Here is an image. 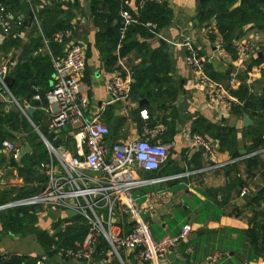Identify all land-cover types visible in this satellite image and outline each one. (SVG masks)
Segmentation results:
<instances>
[{
  "label": "crops",
  "instance_id": "0c3cea01",
  "mask_svg": "<svg viewBox=\"0 0 264 264\" xmlns=\"http://www.w3.org/2000/svg\"><path fill=\"white\" fill-rule=\"evenodd\" d=\"M157 1L169 9V24L151 31L152 36L135 34L133 38L142 48L134 47L121 54V43L113 45L99 40V35L106 38L105 34L113 31L118 19L108 23L92 14L94 7L97 12L111 14L116 6L113 0H19L8 4L0 0L9 14V26L11 18L16 25L15 33L9 37L17 39L5 46L1 44L9 37L0 43V65H8L7 76L13 79L11 87L17 79L24 87H16L12 92L9 88L10 95L0 93V138L12 140L19 150V158L14 160L0 143V206H3L0 208V259L6 257L9 264L36 261L45 264H264V196L256 199L264 186V148L257 151L250 148L251 133L264 131V109L258 110L260 115H251L233 110L243 104L227 106L224 100H213L195 87L198 73L185 61L188 48H193L205 59L204 73L209 79L242 101L235 92L243 84L247 96L258 100L264 97V73L253 76L249 84L244 82L242 73L264 63V30L253 24L242 28L243 33L232 39V48L239 40L258 44L255 54L238 65L234 52L225 48L214 17L207 22L198 20L202 0ZM118 4L115 13L119 21L122 9L141 7L137 0H119ZM30 13L33 19L29 23ZM64 20L71 24L69 40L79 43L86 51L80 76L81 93L89 100L87 116L103 122L109 129L103 139L106 156L111 155L114 145L137 138L168 148L166 160L157 169L143 170L136 164L131 167L134 179L145 180L131 192L152 238L177 235L183 225L190 226L188 234L156 263L143 261L128 249H118L115 253L100 235L91 241L87 256L70 255L67 250L83 244L88 228L83 233L84 227H81L77 233L82 234L73 241L72 247H64L65 229L74 224L89 227L87 222L73 221L76 214L58 205L13 204L40 193L45 186L46 178L40 168V163L48 159L44 140L78 154L68 127L49 129L50 104L45 97L36 104L34 94L25 90L44 91L52 84L53 70L45 79L47 71L40 58L51 60V56L60 55L65 44L59 46L49 41L48 45H42L39 36L42 40L46 38L44 34L53 37L59 32L54 28L55 23ZM25 43L28 51L19 59ZM144 65L146 75L135 87V74ZM21 69L28 71L24 80L17 77ZM235 70L240 73L238 81L229 88L226 80ZM163 77L168 81L157 80ZM111 81L125 83L126 94L112 99L108 89ZM19 106L33 108L31 116L24 115ZM142 110L146 117L141 114ZM16 113L17 119L13 117ZM244 116L249 118L247 124ZM220 128L230 130L226 148H221L215 138ZM192 133L214 143V157L190 145ZM25 145L27 148L21 153ZM255 153H259L258 163L249 171L246 159ZM242 189H245L244 195H240ZM113 211V223L126 234L132 226V217L118 206ZM99 215L104 221L105 211L100 210ZM212 255L217 258L209 262L207 258Z\"/></svg>",
  "mask_w": 264,
  "mask_h": 264
},
{
  "label": "built area",
  "instance_id": "2783aa9c",
  "mask_svg": "<svg viewBox=\"0 0 264 264\" xmlns=\"http://www.w3.org/2000/svg\"><path fill=\"white\" fill-rule=\"evenodd\" d=\"M147 1L138 0V6L144 5ZM119 14L118 30L121 35H124L128 27L138 22V18L126 8ZM8 15L5 6L0 2V43L10 36ZM143 24L149 29L155 28V24L150 21ZM69 37V30H61L51 39L55 43L65 44V49L60 55L51 56L53 81L45 91L44 97L50 104L49 129L59 130L68 127L78 154L72 153L65 147L53 146L44 140L48 159L40 163V168L46 178L45 186L40 193L20 199L13 204H52L81 215L89 225L88 232L79 248L67 250L70 255L87 256L90 253L91 241L95 236L100 235L115 253L118 249H128L135 251L141 260L156 263L188 234L190 226L185 224L177 235H166L159 240H154L149 227L141 218L140 206L131 192L145 180L134 179L131 175V167L136 164L143 170L157 169L166 160L168 148L164 144L153 143L146 138H137L127 143L114 145L111 155L106 156L103 139L109 129L103 122L87 116L89 100L81 93L80 76L85 66L86 51L79 43L70 41ZM49 41L43 38L45 45H48ZM185 41L187 42L188 39ZM233 45L234 59L238 65H241L247 56L255 54L258 47L257 42L252 40H239ZM185 61L198 73V77L194 79V85L198 90L213 100H224L227 106L244 103V100L231 96L222 86L205 75V59L193 48H188ZM8 69L7 64L0 65V93L10 95L5 81ZM237 70L233 71L226 80L229 88L238 81L237 76L240 73ZM261 73H264V63L246 69L242 76H244V82L249 84L253 76ZM108 89L112 99L120 98L127 92L125 83L120 81L108 82ZM33 97L38 101L41 95L35 93ZM19 110L26 115L22 107L19 106ZM141 114L144 117L147 116L145 110H142ZM189 142L193 148L203 149L210 157L216 154L214 143L198 133H192L189 136ZM1 147L10 152L14 160L19 158V150L12 140L3 139ZM85 170L100 174H89ZM244 194L245 189H242L240 195ZM117 206L133 219L132 226L126 234H122L119 227L112 221L113 209ZM2 207L1 205L0 208ZM100 210L106 213L104 221L100 219ZM216 258V255H212L207 259L209 262H214ZM0 264H9L6 257L0 259ZM34 264L45 263L36 261Z\"/></svg>",
  "mask_w": 264,
  "mask_h": 264
},
{
  "label": "trees",
  "instance_id": "16d2710c",
  "mask_svg": "<svg viewBox=\"0 0 264 264\" xmlns=\"http://www.w3.org/2000/svg\"><path fill=\"white\" fill-rule=\"evenodd\" d=\"M4 4H8L12 1H15L18 3L19 0H2ZM114 3H116L115 8H113V12L111 14H103L102 12H97V8L92 9V14L95 18L98 19H104L108 23L111 22L113 19H118L116 26L114 27L113 31L111 33H106V38L104 36L99 35V40H106L107 42H110L113 45H116L117 43H121L120 47V53L124 54L125 52L131 50L134 47H137L138 49L142 48V44H140L136 39L133 38L135 34H138L140 36L146 37V36H152V32L158 31L161 27L168 25L170 22V11L166 8V4L157 0H148L143 6L138 7L137 9H131V13H133L137 18L138 22L133 24L132 26L128 27V29L125 31L124 35H121L119 33L118 27H119V17L116 15L115 11H117V8L119 7V0H113ZM138 1V0H137ZM198 20L200 22L203 21H209L212 17H214V20L216 22V28L218 32L221 34L224 46L225 48L233 53V48L231 47V41L235 37H238L240 34L243 33V26L252 22L255 27L264 30V0H202L201 6L198 12ZM150 21L155 24L154 29H149L148 27L144 26V22ZM54 28L56 31L61 30H68L71 29V24L67 21H58L55 23ZM152 31V32H151ZM38 36L39 33L37 32ZM44 34V33H43ZM40 37V43L43 45L42 37ZM44 37L52 39V36H48L44 34ZM103 37V38H102ZM15 37H9V39L5 40L1 46L9 45L10 43H15L17 39H14ZM38 42V44H39ZM73 43H76L75 41H72ZM50 43L59 45L58 43L53 42L50 40ZM61 46V44L59 45ZM158 52H153L154 55H156ZM160 56H162L161 50H159ZM165 57V55H163ZM165 59V58H164ZM40 60L42 61L43 67L47 71L45 74L48 76L49 72H52L53 67L51 60L47 57H41ZM262 58L260 59V61ZM257 61H259V58H257ZM263 61V60H262ZM153 62H151V65L149 66L152 68ZM169 67L167 66L166 69ZM144 70V72H142ZM17 77L20 80H24L28 77V71L26 69L19 70ZM146 75V67H142L136 74L135 77L137 78V83L135 84V87L139 85L138 81L141 77ZM157 80H162L164 83L168 80L163 77V79L158 78ZM24 88L21 84V81L15 82V84L10 87V90L12 92V89L14 88ZM48 89V88H47ZM46 89V90H47ZM28 92H32V94L39 93L44 98V91L38 92V90H28L25 89ZM239 98L244 99L243 106L238 108L235 107L233 110L236 112H243V113H249L251 115H260V112L258 110L264 109V97H258V100H252L249 96H247V88L242 84L239 86V89L235 92ZM39 102L37 101L36 104ZM17 114H14L13 116L15 119H17ZM26 126L29 124L27 122L22 121ZM229 131H225L224 129L220 128L217 129V132L215 134V138L219 140L220 147L226 148L229 146L230 139H229ZM0 138V143H1ZM251 151H257L261 148H264V131H256L254 130L253 133H251ZM258 154L255 153L254 155L249 156L247 161V167L250 171V167L252 165H255L258 163ZM238 155L237 152H235V156ZM257 198H262L264 196V186L261 187V189L256 194ZM28 197V196H27ZM11 220V219H9ZM73 221L75 222H85L86 220L79 214H76L73 217ZM81 227H84L83 233H85V228L87 229L88 226L86 225H69L63 235V244L64 247H72L73 241L78 239L79 236L82 233H77L79 230L81 231ZM84 235V234H83ZM45 238L47 236H44ZM264 243V239L262 240ZM10 263V262H9Z\"/></svg>",
  "mask_w": 264,
  "mask_h": 264
},
{
  "label": "water",
  "instance_id": "95a60500",
  "mask_svg": "<svg viewBox=\"0 0 264 264\" xmlns=\"http://www.w3.org/2000/svg\"><path fill=\"white\" fill-rule=\"evenodd\" d=\"M29 15H30V16H29V18H28V22L30 23V22L32 21L33 17H32V14H31V13H30ZM9 23H10V34H14V33H15V30H16V25H15V21H14V19H12V18L9 19ZM252 25H253V23H251V24H247V25H244L243 29H246V28H248L249 26H252ZM27 51H28V44L25 43V44L23 45L22 51H21V53H20V55H19L18 58L20 59L21 56L24 55ZM5 81H6V83H7V86L10 88L13 79H12L11 77H9V76L6 75V77H5ZM24 111L26 112L27 116L30 117L31 114H32L33 108H31V107H25V108H24ZM248 120H249V118H248L247 116H244L245 124L248 123ZM25 148H27L26 145H25V147H23V149L21 150V153H23V152L25 151ZM57 167H58V166H57ZM88 172L91 173V174H95V175H99V174H100L99 172H92V171H88ZM68 213L74 214V212L71 211V210H69Z\"/></svg>",
  "mask_w": 264,
  "mask_h": 264
}]
</instances>
